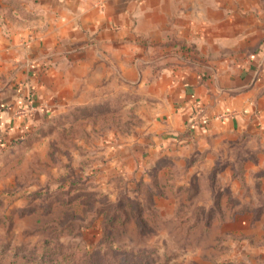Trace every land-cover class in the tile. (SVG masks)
<instances>
[{
  "label": "rangeland",
  "instance_id": "1",
  "mask_svg": "<svg viewBox=\"0 0 264 264\" xmlns=\"http://www.w3.org/2000/svg\"><path fill=\"white\" fill-rule=\"evenodd\" d=\"M73 2L0 0V88L49 70ZM231 9L264 43V0ZM92 77L0 146V264H264V128L160 145L145 89Z\"/></svg>",
  "mask_w": 264,
  "mask_h": 264
},
{
  "label": "crops",
  "instance_id": "2",
  "mask_svg": "<svg viewBox=\"0 0 264 264\" xmlns=\"http://www.w3.org/2000/svg\"><path fill=\"white\" fill-rule=\"evenodd\" d=\"M71 1L77 9L64 11L65 43L52 44L49 70L31 69L0 88V146L38 123L63 88L89 76L145 89L160 145L264 128V43L253 49L247 32L231 41L232 0ZM32 58V67L42 63Z\"/></svg>",
  "mask_w": 264,
  "mask_h": 264
},
{
  "label": "built area",
  "instance_id": "3",
  "mask_svg": "<svg viewBox=\"0 0 264 264\" xmlns=\"http://www.w3.org/2000/svg\"><path fill=\"white\" fill-rule=\"evenodd\" d=\"M194 121H195V118H194ZM202 122H203V123H206V121H205V120H203Z\"/></svg>",
  "mask_w": 264,
  "mask_h": 264
}]
</instances>
